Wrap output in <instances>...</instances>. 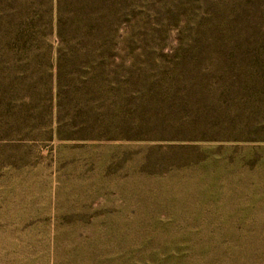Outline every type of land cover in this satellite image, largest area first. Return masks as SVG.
<instances>
[{
    "label": "rangeland",
    "instance_id": "1",
    "mask_svg": "<svg viewBox=\"0 0 264 264\" xmlns=\"http://www.w3.org/2000/svg\"><path fill=\"white\" fill-rule=\"evenodd\" d=\"M0 264H264V0H0Z\"/></svg>",
    "mask_w": 264,
    "mask_h": 264
}]
</instances>
